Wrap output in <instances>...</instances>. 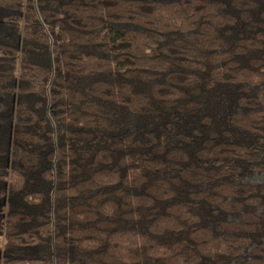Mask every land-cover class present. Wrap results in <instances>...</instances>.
<instances>
[{"label":"trees","instance_id":"trees-1","mask_svg":"<svg viewBox=\"0 0 264 264\" xmlns=\"http://www.w3.org/2000/svg\"><path fill=\"white\" fill-rule=\"evenodd\" d=\"M0 264H264V0H0Z\"/></svg>","mask_w":264,"mask_h":264}]
</instances>
